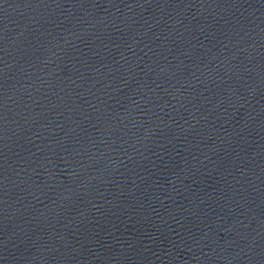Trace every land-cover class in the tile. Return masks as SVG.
I'll return each mask as SVG.
<instances>
[{
  "label": "water",
  "instance_id": "1",
  "mask_svg": "<svg viewBox=\"0 0 264 264\" xmlns=\"http://www.w3.org/2000/svg\"><path fill=\"white\" fill-rule=\"evenodd\" d=\"M0 264H264V0H0Z\"/></svg>",
  "mask_w": 264,
  "mask_h": 264
}]
</instances>
